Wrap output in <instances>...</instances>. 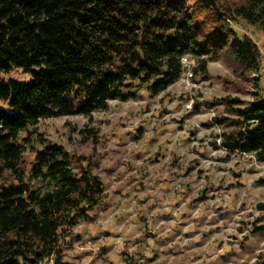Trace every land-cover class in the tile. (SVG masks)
I'll return each instance as SVG.
<instances>
[{"label": "trees", "instance_id": "16d2710c", "mask_svg": "<svg viewBox=\"0 0 264 264\" xmlns=\"http://www.w3.org/2000/svg\"><path fill=\"white\" fill-rule=\"evenodd\" d=\"M237 19L264 32V0H0V264H69L60 232L102 197L95 173L74 171L63 144L37 134L41 121L158 95L184 56L195 73L221 59L249 78L259 51ZM21 72L28 81L11 76ZM252 95L214 120L225 150L264 163V98Z\"/></svg>", "mask_w": 264, "mask_h": 264}, {"label": "rangeland", "instance_id": "374dc122", "mask_svg": "<svg viewBox=\"0 0 264 264\" xmlns=\"http://www.w3.org/2000/svg\"><path fill=\"white\" fill-rule=\"evenodd\" d=\"M240 20L231 26L259 51L249 78L221 59L195 73V58L184 56L179 78L158 95L112 100L91 120L57 116L37 126V134L63 144L74 171L87 169L102 185L99 204L60 232L62 260L264 264V228L253 231L264 226V163L225 150L214 120L227 115L231 98H264V32Z\"/></svg>", "mask_w": 264, "mask_h": 264}, {"label": "clouds", "instance_id": "9594fccd", "mask_svg": "<svg viewBox=\"0 0 264 264\" xmlns=\"http://www.w3.org/2000/svg\"><path fill=\"white\" fill-rule=\"evenodd\" d=\"M181 62H182V65H184L183 60H181Z\"/></svg>", "mask_w": 264, "mask_h": 264}]
</instances>
